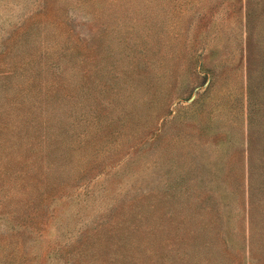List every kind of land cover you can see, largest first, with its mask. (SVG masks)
I'll use <instances>...</instances> for the list:
<instances>
[{
	"label": "rangeland",
	"instance_id": "1",
	"mask_svg": "<svg viewBox=\"0 0 264 264\" xmlns=\"http://www.w3.org/2000/svg\"><path fill=\"white\" fill-rule=\"evenodd\" d=\"M262 84L264 0H0V264H264Z\"/></svg>",
	"mask_w": 264,
	"mask_h": 264
},
{
	"label": "trees",
	"instance_id": "2",
	"mask_svg": "<svg viewBox=\"0 0 264 264\" xmlns=\"http://www.w3.org/2000/svg\"><path fill=\"white\" fill-rule=\"evenodd\" d=\"M254 72H256L255 70L253 71V69H251L249 75H248V78H247V81H248V92H249V98H248V101H249V107H248V116H249V120H248V124H249V129H253V126L255 123L254 122V119L257 115V113L259 112L258 109V102L254 100V94H255V84H254V80H253V75L255 74ZM263 87H264V84H262ZM251 176L252 178L250 180H252V185H253V172L251 170ZM253 204V201L251 202Z\"/></svg>",
	"mask_w": 264,
	"mask_h": 264
}]
</instances>
